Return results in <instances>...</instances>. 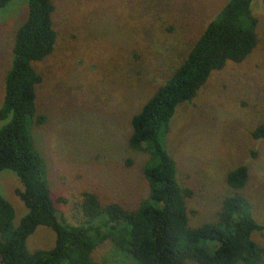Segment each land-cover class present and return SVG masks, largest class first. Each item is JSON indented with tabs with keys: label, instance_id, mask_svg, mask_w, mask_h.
<instances>
[{
	"label": "rangeland",
	"instance_id": "rangeland-1",
	"mask_svg": "<svg viewBox=\"0 0 264 264\" xmlns=\"http://www.w3.org/2000/svg\"><path fill=\"white\" fill-rule=\"evenodd\" d=\"M226 2L53 0L56 43L48 57L32 64L42 78L36 107L45 122L32 128L31 137L45 162L60 221H76L85 191L128 209L146 195L147 155L128 146L131 118ZM251 11L258 21L254 50L242 62L213 71L195 98L177 107L164 134L177 181L193 192L187 200L191 226L214 220L222 200L233 193L227 173L241 165L249 170L241 194L264 225V140L251 136L264 121V0H254ZM26 16V0L0 9V105L15 32ZM21 188L13 172H0V195L13 206L16 225L27 212L15 193ZM252 238L264 248V230ZM54 242L53 231L39 226L26 247L49 250ZM91 257L103 264H136L110 237Z\"/></svg>",
	"mask_w": 264,
	"mask_h": 264
},
{
	"label": "trees",
	"instance_id": "trees-1",
	"mask_svg": "<svg viewBox=\"0 0 264 264\" xmlns=\"http://www.w3.org/2000/svg\"><path fill=\"white\" fill-rule=\"evenodd\" d=\"M11 0H0L3 9ZM254 0H227L205 26L183 62L131 118L128 146L147 159L142 179L147 193L134 209L82 193L74 223L60 221L46 179L45 162L33 146L31 130L45 122L37 111L36 87L42 81L34 62L48 57L56 43L53 0H26L27 16L17 28L10 68L4 76L0 105V172L9 170L22 188L15 191L27 212L14 223L13 206L0 195V264H103L91 255L110 237L136 264H261L264 248L253 234L264 230L241 194L248 181L246 165L230 170L226 196L214 220L189 222L187 200L176 165L163 144L164 134L181 104L191 102L213 71L239 63L258 43ZM264 140V121L252 132ZM77 210V208H76ZM55 235L49 250L30 252L26 243L37 227Z\"/></svg>",
	"mask_w": 264,
	"mask_h": 264
}]
</instances>
